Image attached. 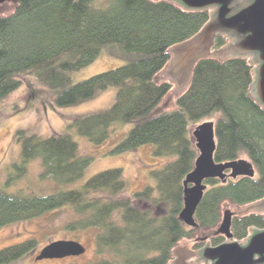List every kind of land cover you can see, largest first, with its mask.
Instances as JSON below:
<instances>
[{"label":"trees","instance_id":"16d2710c","mask_svg":"<svg viewBox=\"0 0 264 264\" xmlns=\"http://www.w3.org/2000/svg\"><path fill=\"white\" fill-rule=\"evenodd\" d=\"M0 12V99L17 89L24 74L56 91L59 106H78L115 90L113 104L76 115L71 126L99 145L116 124L133 123L116 151L151 145L166 162L150 172L155 186L125 195L121 169L90 177L79 189L49 195L0 191V228L68 207L75 218L66 228L95 230L97 259L90 264H170L182 240L216 230L222 207H243L264 198V108L251 97L253 65L248 59L205 58L194 65L186 88L172 101L174 108L151 115L164 104L173 84L160 75L171 50L196 35L210 20L208 10H188L169 0H19ZM226 44L217 36L215 49ZM123 64L72 83L70 74L100 54ZM170 105V104H169ZM214 126L217 163L246 160L254 175L204 180L205 191L188 227L179 219L183 181L197 157L189 127L202 121ZM20 162L15 179L27 164L39 160L41 180L68 185L79 180L91 162L78 155L67 133L40 139L16 131ZM264 229V213L231 217L233 239H247ZM211 246L224 241L210 237ZM26 240L0 249V264H13L35 249Z\"/></svg>","mask_w":264,"mask_h":264},{"label":"rangeland","instance_id":"374dc122","mask_svg":"<svg viewBox=\"0 0 264 264\" xmlns=\"http://www.w3.org/2000/svg\"><path fill=\"white\" fill-rule=\"evenodd\" d=\"M5 5L14 6L11 3ZM3 9L5 8L1 6L0 10ZM122 64L121 60L102 53L86 67L71 73V82L85 80L96 74L115 69ZM21 80L22 83L17 89L0 99V191L7 193L23 191L49 195L61 190L79 189L90 177L108 169H121L125 180V195L140 191L147 186H155V180L150 176V172L162 167L166 160L153 156L151 145H142L130 151H116L118 144L133 127V123L114 124L110 128L108 139L99 145L89 142L78 135L73 127H70L72 118L76 115L109 108L115 99L114 89H108L98 97L78 106L68 107L59 106L56 103L57 92L36 82L33 75L24 74ZM172 100L170 92L164 104L152 111L151 115H157L164 109H173ZM205 122L210 121H202L189 127L191 141L194 142L192 132L195 127ZM17 130H23L27 135H35L40 139L52 134L67 133L77 144L78 155L89 156L91 162L79 180L64 186L57 185L49 179H40L39 160L28 162L26 174L15 179L17 171L14 164L20 162V142L16 137ZM233 208L236 207L224 205L222 218L225 210ZM74 218L71 209L64 207L35 219L6 225L0 228V249L32 239L36 242L35 249L24 259L13 264H90L97 259L94 245L96 231L91 229L68 230L66 226ZM210 239L193 243L189 250L199 251L207 243L211 246ZM57 240L76 241L85 248V252L76 257L36 261L35 257L40 250ZM184 241L186 240L180 241L179 244Z\"/></svg>","mask_w":264,"mask_h":264},{"label":"water","instance_id":"95a60500","mask_svg":"<svg viewBox=\"0 0 264 264\" xmlns=\"http://www.w3.org/2000/svg\"><path fill=\"white\" fill-rule=\"evenodd\" d=\"M19 0H0V7ZM188 10H208L210 20L192 38L176 45L171 50L168 68L161 73L173 84L171 97H177L187 86L191 71L197 61L209 57L227 59L234 57L252 58L254 65L250 95L264 108V0H169ZM1 12V10H0ZM227 35L233 43L227 48L215 49V38ZM197 157L193 169L183 181V208L179 219L188 227L196 225L194 213L205 191L204 180H224L254 175V170L246 160L217 163L214 160L216 148L214 126L202 123L192 132ZM251 212L264 213V198L251 205L225 210L216 231L199 235L179 244L172 252L171 264H177L181 257L187 262L185 248L219 234L225 241L216 246L207 243L200 250V258L205 264H264V229L252 230L251 235L240 242L233 239L230 232L231 217ZM85 248L73 240H57L44 246L35 257L61 259L84 254ZM197 252V251H195ZM189 261V260H188ZM184 262V264H188Z\"/></svg>","mask_w":264,"mask_h":264},{"label":"flooded vegetation","instance_id":"af4514ba","mask_svg":"<svg viewBox=\"0 0 264 264\" xmlns=\"http://www.w3.org/2000/svg\"><path fill=\"white\" fill-rule=\"evenodd\" d=\"M220 36L226 39V44L219 49L227 48L230 44L233 43V40L229 36H227V35H220ZM214 50H216V49H214ZM246 59H248L250 64H252V58L251 57H247ZM185 249L188 253L187 256L189 257V259H188L189 261L187 260V262H186L181 257H179V260H177V264H184V262H186L188 264H205L200 258V250L201 249L197 252H194L192 250H188L187 248H185Z\"/></svg>","mask_w":264,"mask_h":264}]
</instances>
